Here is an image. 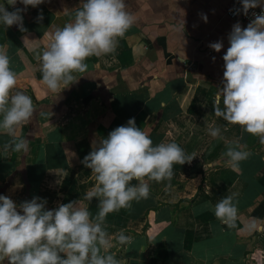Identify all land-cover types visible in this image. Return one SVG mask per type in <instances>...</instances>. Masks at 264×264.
I'll list each match as a JSON object with an SVG mask.
<instances>
[{
  "label": "crops",
  "instance_id": "0c3cea01",
  "mask_svg": "<svg viewBox=\"0 0 264 264\" xmlns=\"http://www.w3.org/2000/svg\"><path fill=\"white\" fill-rule=\"evenodd\" d=\"M80 2L27 6L24 32L0 25V44L19 73L16 89L33 98L35 109L16 135L29 141L27 152L5 149L11 138L0 134V195L18 204L41 197L47 209L83 199L95 179L81 161L94 142L134 117L154 144L174 141L194 159L175 164L170 181H149L147 199L108 214L114 242L121 230L133 237L109 251L123 264H264V230L246 228L253 218L264 225V143L240 125H228L213 108L223 87L228 35L237 22L246 27L227 15L231 0H126L138 20L116 50L89 57L91 74L77 73L83 75L78 82L51 92L41 83L43 34L70 21ZM220 40V52L209 47ZM210 127H221L223 138L211 137ZM237 144L250 156L234 170L223 154ZM228 195L238 208L232 225L214 214ZM85 203L97 212L96 199Z\"/></svg>",
  "mask_w": 264,
  "mask_h": 264
},
{
  "label": "clouds",
  "instance_id": "9594fccd",
  "mask_svg": "<svg viewBox=\"0 0 264 264\" xmlns=\"http://www.w3.org/2000/svg\"><path fill=\"white\" fill-rule=\"evenodd\" d=\"M19 2L24 9L9 11L6 5L15 6L17 0H0V25H16L24 32L22 13L27 6H37L43 0ZM240 2L245 15L258 6L262 11L253 13L254 19L246 27L239 22L232 26L229 47L223 55V87L216 93L214 114L228 125H240L264 143V0ZM202 18L207 21L206 14ZM137 20V13L129 10L126 0H81L70 21L62 26L51 25L43 34L47 43L38 53L41 83L47 90L60 93L81 76L91 74L88 58L113 53L119 39ZM209 47L220 52L224 43L212 42ZM77 73L83 75L77 77ZM18 76L6 46L0 44V134L11 138L5 149L10 146L13 151L27 152L29 141L25 137L17 139L16 135L20 126L31 120L35 109L33 98L16 89ZM208 131L213 138H223L221 127H210ZM223 155L226 166L239 170L250 152L237 144L229 146ZM193 159V154L174 141L154 144L135 118H130L127 124L94 142L81 161L95 179L83 199L47 209V200L41 197L18 204L0 195V264L5 260L8 264H123L109 250L114 243L131 244L133 237L121 230L114 242L106 229L108 214L128 207L134 200L147 199L149 181H170L175 164L184 165ZM93 199L98 201L95 214L85 203ZM214 214L222 223L234 224L238 208L233 197L219 200ZM256 219L246 225L249 231L264 230Z\"/></svg>",
  "mask_w": 264,
  "mask_h": 264
},
{
  "label": "built area",
  "instance_id": "2783aa9c",
  "mask_svg": "<svg viewBox=\"0 0 264 264\" xmlns=\"http://www.w3.org/2000/svg\"><path fill=\"white\" fill-rule=\"evenodd\" d=\"M16 5H23L22 3L17 0ZM15 5V6H16ZM25 6V5H23ZM262 11V8L260 6L254 8V9H249L247 15L244 14L243 12V6L240 2V0H231V6L228 10L227 15L232 18V19H240L245 23L247 26L248 23L254 19L253 13L259 14Z\"/></svg>",
  "mask_w": 264,
  "mask_h": 264
}]
</instances>
